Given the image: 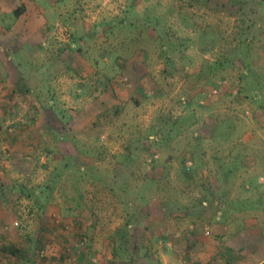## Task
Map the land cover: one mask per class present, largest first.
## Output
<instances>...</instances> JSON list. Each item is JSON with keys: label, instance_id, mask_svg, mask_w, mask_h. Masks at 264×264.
Masks as SVG:
<instances>
[{"label": "rangeland", "instance_id": "1", "mask_svg": "<svg viewBox=\"0 0 264 264\" xmlns=\"http://www.w3.org/2000/svg\"><path fill=\"white\" fill-rule=\"evenodd\" d=\"M52 1L46 30L0 37V247L33 264L264 258V0Z\"/></svg>", "mask_w": 264, "mask_h": 264}, {"label": "crops", "instance_id": "2", "mask_svg": "<svg viewBox=\"0 0 264 264\" xmlns=\"http://www.w3.org/2000/svg\"><path fill=\"white\" fill-rule=\"evenodd\" d=\"M41 2V4H40ZM45 3H48V6L50 8H46V6H44L43 4V0H0V37H3L5 40L4 44L5 46V50L9 51L12 48V45L10 44V39L12 40L16 35V29L18 30V34L20 36V34H24V32L29 31L32 32V35H36L38 30H43V29H47L48 28V24L49 22L47 21V14H50L52 11L56 10V5L52 0H47L45 1ZM10 21V22H9ZM9 35L10 38L7 36ZM33 44V43H31ZM31 46V45H30ZM33 61L35 60L34 58H31ZM5 62H9L8 60H6ZM11 63V62H9ZM6 68H8V70L11 71V68L6 64ZM13 72V71H11ZM22 71H20L18 68L16 70H14V75L13 76H19L21 74ZM5 74V73H4ZM2 74L0 76L1 81H3V85L6 86L7 82H11L14 83V80L10 81L11 77H8L6 75V77H3ZM26 84L24 85V90H26L28 93L29 91H33L31 89L30 86L34 87V89H37V83H36V78L37 77H29V73L26 75ZM40 83L39 86H41V82H46V80H48V76L45 74L44 78H40ZM36 94V93H35ZM33 104H36V99L33 97ZM6 107V106H4ZM3 110L5 108H2ZM260 181V180H259ZM1 186V185H0ZM10 189L11 188H15L13 186H11V188H7L6 184H2V189ZM238 188V187H235ZM12 194H14L15 192L13 190H11ZM253 200H255L256 203H260L259 197L258 198H252ZM10 218V214L9 217L7 216H3L0 220V223H7V221ZM0 228L1 225H0ZM224 230H227L226 225H224ZM1 232V231H0ZM221 234L223 235V232H221ZM224 234H227V231L224 232ZM198 238L196 237H189V242L193 245H199L201 244L200 241L198 240ZM203 248H201L202 250L204 249V246H202ZM219 252H226L227 254H230L231 258H235V264L238 261V253H237V248H228L227 251H223L221 248L219 249ZM264 263V258L259 257V259H257L256 262H252V264H261ZM262 263V264H263Z\"/></svg>", "mask_w": 264, "mask_h": 264}, {"label": "trees", "instance_id": "3", "mask_svg": "<svg viewBox=\"0 0 264 264\" xmlns=\"http://www.w3.org/2000/svg\"><path fill=\"white\" fill-rule=\"evenodd\" d=\"M126 22L127 21L125 19H123L120 22L113 23L110 26V29L106 28L103 31V33L107 32V31H110V32L113 33V32H115L114 28H120V31H123L124 34L127 35V37H128L130 33L127 30H131V29H135V28H136L137 31L150 30V27H149L150 23H149V19L148 18H143V20L138 21V23H126ZM125 29H126L127 32L125 31ZM125 39L120 40V44L123 45V46H124V44H126L128 46V44L126 43ZM78 51L80 52V55H81V49L80 48L78 49ZM225 60H227V59H225ZM78 118L79 117H77L76 119H73L71 117V119H67V120L66 119L62 120V118H61L60 123L62 124V126L64 127L65 130L73 131V132L76 131V132L83 133L84 131L81 128H82V125L84 124V121L82 119L79 120ZM49 123L50 122H46V126H43V127L49 126ZM47 132L48 133L52 132V130L50 128H48ZM65 141L67 143H69V145H71L73 143L72 139L69 138V137H67ZM230 172H232V170H229V173ZM51 189H53V187H46L45 189L43 188V190H51ZM16 194H18V193H16ZM17 197H18V195H17ZM34 244H35V246L36 245L39 246L42 243L41 242L39 243L37 241V242H34ZM40 246L42 247V245H40ZM33 249L31 250V248H30L31 251L29 252V251H27V250H29V246H28L27 250H23V249H20L18 246L16 247L15 244H9V245H5V246H1L0 247L1 253L6 254L9 257L15 259V264H33L32 263L33 262V258L34 257H37V258L39 257L38 254H36V252H34ZM40 250H41V248H39V250H37V251L38 252H42ZM150 259H152V258H150Z\"/></svg>", "mask_w": 264, "mask_h": 264}, {"label": "built area", "instance_id": "4", "mask_svg": "<svg viewBox=\"0 0 264 264\" xmlns=\"http://www.w3.org/2000/svg\"><path fill=\"white\" fill-rule=\"evenodd\" d=\"M216 91H214V93H215Z\"/></svg>", "mask_w": 264, "mask_h": 264}]
</instances>
